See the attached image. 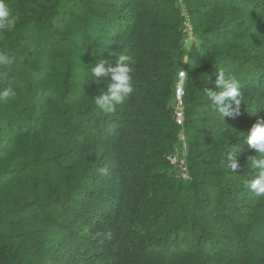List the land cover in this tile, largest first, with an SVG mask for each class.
I'll use <instances>...</instances> for the list:
<instances>
[{"label": "trees", "instance_id": "trees-1", "mask_svg": "<svg viewBox=\"0 0 264 264\" xmlns=\"http://www.w3.org/2000/svg\"><path fill=\"white\" fill-rule=\"evenodd\" d=\"M9 3L0 264H264V196L246 183V135L264 119V0ZM122 54L135 91L104 113L92 97L110 73L94 84L90 68ZM218 69L240 83L231 116L206 99Z\"/></svg>", "mask_w": 264, "mask_h": 264}, {"label": "clouds", "instance_id": "clouds-1", "mask_svg": "<svg viewBox=\"0 0 264 264\" xmlns=\"http://www.w3.org/2000/svg\"><path fill=\"white\" fill-rule=\"evenodd\" d=\"M19 17L10 6L9 0H0V33L14 28ZM17 62V56L13 52L0 51V103L9 104L17 97V91L13 83L8 80L11 68ZM134 64L131 56L119 55L115 67L106 68L105 61L95 62L91 68V76L94 84L99 83L100 77L110 73V82L107 90H99L98 95H93L95 106L104 113L113 111L117 106L123 105L134 93ZM209 78L208 83H211ZM216 91L207 89L206 99L219 111L221 116H231L232 106L242 104L240 83L233 76L226 75L223 69L215 73ZM238 135H244L239 133ZM248 151L254 155L247 157L251 163L252 171L250 179L246 181L249 190L257 195L264 196V119L257 118L246 135ZM228 168L233 171L239 167L238 159L229 157ZM99 173L109 175L107 167L100 168ZM108 238L111 233H108Z\"/></svg>", "mask_w": 264, "mask_h": 264}, {"label": "built area", "instance_id": "built-area-1", "mask_svg": "<svg viewBox=\"0 0 264 264\" xmlns=\"http://www.w3.org/2000/svg\"><path fill=\"white\" fill-rule=\"evenodd\" d=\"M183 78H184L183 74L180 75V83H179V86H178V89H177V94H176L177 108H178L179 112H181L182 109H183V107H182V101H181ZM179 120H180V122H182V116L181 115H180ZM169 161H170V163L173 166H176L177 164L179 165L180 162H181L182 169L180 171V175L179 176L181 178H183V179H188L187 169L185 167L184 160H182V161L178 160L177 154H176L175 156L170 157L169 158Z\"/></svg>", "mask_w": 264, "mask_h": 264}, {"label": "rangeland", "instance_id": "rangeland-1", "mask_svg": "<svg viewBox=\"0 0 264 264\" xmlns=\"http://www.w3.org/2000/svg\"><path fill=\"white\" fill-rule=\"evenodd\" d=\"M183 139V138H182ZM185 154V151L183 152V155ZM177 158H178V160H180L179 158V154L177 153ZM182 161V160H181ZM178 165V164H177ZM177 165H176V167H177ZM179 165H181V162H180V164Z\"/></svg>", "mask_w": 264, "mask_h": 264}]
</instances>
